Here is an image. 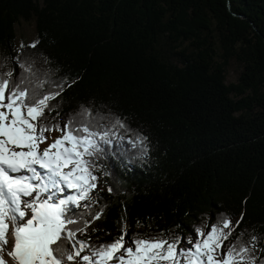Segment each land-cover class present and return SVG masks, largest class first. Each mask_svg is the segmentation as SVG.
Wrapping results in <instances>:
<instances>
[{
	"label": "trees",
	"instance_id": "1",
	"mask_svg": "<svg viewBox=\"0 0 264 264\" xmlns=\"http://www.w3.org/2000/svg\"><path fill=\"white\" fill-rule=\"evenodd\" d=\"M22 21L35 22V47H16ZM18 61L43 91L66 81L57 119L84 106L114 134L96 161L92 212L106 207L92 242L122 224L195 239L223 213L240 220L225 244L243 233L264 250V0H0V71L18 80Z\"/></svg>",
	"mask_w": 264,
	"mask_h": 264
},
{
	"label": "snow or ice",
	"instance_id": "2",
	"mask_svg": "<svg viewBox=\"0 0 264 264\" xmlns=\"http://www.w3.org/2000/svg\"><path fill=\"white\" fill-rule=\"evenodd\" d=\"M19 67L27 75L15 81L12 71H0V264H256L255 253L264 251L257 247L258 238L245 244L240 233L225 244L240 220L233 223L223 213L216 224L196 229L195 239L171 233L129 236L122 224L118 238L92 242L88 229L106 207L92 212L99 203L93 201L96 161L114 134L92 123L84 106L63 122L57 119L59 102L50 101L61 95L66 81L56 84V91H43L46 81L34 64ZM117 125L125 127L119 119ZM66 191L72 194L64 196ZM81 207L88 219L76 214Z\"/></svg>",
	"mask_w": 264,
	"mask_h": 264
},
{
	"label": "rangeland",
	"instance_id": "3",
	"mask_svg": "<svg viewBox=\"0 0 264 264\" xmlns=\"http://www.w3.org/2000/svg\"><path fill=\"white\" fill-rule=\"evenodd\" d=\"M38 35H37V29L34 21H22L17 25V39H16V47L19 48L25 44H33L37 41ZM239 67H236L234 64V67L229 69L228 73V81H236L237 76L239 74ZM53 136H58L60 133H52ZM43 147V145H42ZM101 188V186H98L96 190ZM72 194L70 192H65L64 196ZM56 198L60 199L63 198L60 194H56ZM84 203V202H82ZM11 239V238H10Z\"/></svg>",
	"mask_w": 264,
	"mask_h": 264
}]
</instances>
